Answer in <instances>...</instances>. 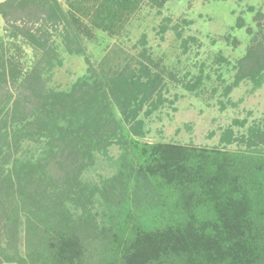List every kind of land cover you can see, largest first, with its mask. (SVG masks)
<instances>
[{"label":"trees","instance_id":"16d2710c","mask_svg":"<svg viewBox=\"0 0 264 264\" xmlns=\"http://www.w3.org/2000/svg\"><path fill=\"white\" fill-rule=\"evenodd\" d=\"M168 1L0 3L13 37L0 42V264H264V117L235 120L241 128H223L213 146L150 141L140 115L164 104L167 84L144 49L133 65L113 42L69 90L48 88L45 68L25 70L10 51L21 37L51 64L47 26L62 27L80 52L95 30L120 37L145 4L162 13ZM256 18L225 95L243 80L264 83V13ZM203 78L182 82L195 91ZM23 139L37 147L18 154ZM99 155L114 173L95 181L88 172Z\"/></svg>","mask_w":264,"mask_h":264},{"label":"rangeland","instance_id":"374dc122","mask_svg":"<svg viewBox=\"0 0 264 264\" xmlns=\"http://www.w3.org/2000/svg\"><path fill=\"white\" fill-rule=\"evenodd\" d=\"M258 10L264 13V0H169L162 13L145 4L120 37L112 38L95 30L90 40L83 38L80 52L75 44L70 47L72 51L68 49L62 27L56 32L47 26L49 42L57 51L51 64L43 62L40 50L21 37L16 39L18 50L10 51L20 58L25 70L36 64L45 68L40 76L48 88L69 90L78 78L90 74V68H96L113 42H119L132 54L133 65H138L136 59L140 60V53L145 50L158 63L152 69L164 71L167 84L164 104L148 116L144 112L140 115L146 121V138L213 146L219 143L223 128L231 124L234 129L241 128L235 120H246L248 125L264 117V83L254 88L252 80H243L228 95L224 94L225 86L234 81V65L246 53L258 30ZM238 17L245 21L242 27L237 25ZM164 23L168 30L162 33ZM11 30L0 14V42L6 46L13 40ZM199 74L204 78L197 90L183 85L182 81L194 80ZM21 145L18 154L22 149L37 147L27 139ZM229 148L236 149L238 145L234 143ZM120 151L119 145L114 144L109 155L116 158ZM88 173L90 179L99 181L102 176L112 175L114 169L106 157L99 155Z\"/></svg>","mask_w":264,"mask_h":264}]
</instances>
